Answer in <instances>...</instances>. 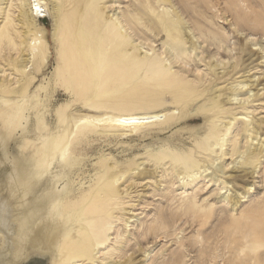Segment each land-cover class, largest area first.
<instances>
[{"label":"rangeland","instance_id":"obj_1","mask_svg":"<svg viewBox=\"0 0 264 264\" xmlns=\"http://www.w3.org/2000/svg\"><path fill=\"white\" fill-rule=\"evenodd\" d=\"M57 2L60 15L58 33L53 38L52 17L40 20L49 43V60L25 95L26 75L16 68L24 48L15 36L16 30H24L17 24V0H12L10 7V1L7 7L0 4V26L8 13L14 21L11 37L17 44H0V108L11 110L1 104L8 100L24 107L29 133L22 140L34 142L24 151L27 163L34 162L33 151L39 145L37 119L46 114V109L50 110L52 124H57L53 129L56 133L62 130L56 113L65 105L69 107L68 113L84 112L89 106L106 110L117 106L115 99L128 97L157 108L174 107L178 112L161 123L126 134L99 126L73 127L70 152L64 151V157L58 153L53 168L61 177L59 188L65 185L62 207L67 201L81 202L85 198L88 205H94V212L96 206L101 207L98 200L105 189L110 187L114 194L113 204H103L108 217L103 225V239L82 257V264H246L248 238L256 234L264 240V93L245 103L247 108L228 101L227 96L234 93L230 89L243 78L242 74L259 76L264 86V0ZM93 11L96 21L92 29L97 34L91 39L97 40L96 46L102 50L105 43L99 18L106 24H117L125 38L124 45L112 49V56L107 58L111 64L104 67L100 84L82 96L79 83L67 84L62 79L63 71L76 76L78 70L76 65L68 67L73 61L60 56V51L66 47L68 28L78 33L81 15L85 17ZM113 12L117 14L112 16ZM138 19L141 25L135 22ZM195 23L221 34L225 44H234L235 49L229 52L209 44L210 37L202 36ZM237 27L244 30L243 36L234 30ZM185 29L194 40L199 39L195 43H181L182 57L175 61L174 49L166 43L167 32L182 38ZM248 33L254 34L257 46L260 45V56L255 54L254 60L240 49L249 44ZM78 41L79 37L73 43L81 49ZM161 51V65L150 68V58ZM118 60L123 69L132 70L133 76L128 82L117 76L109 86L105 79ZM216 62L218 70L213 66ZM219 70L227 72L218 74ZM160 71L166 72L167 78ZM64 78L69 80L66 74ZM145 79L146 83H142ZM215 87L217 102L209 100ZM50 102L54 104L46 106ZM240 116L245 119H238ZM253 127L258 130L256 138L251 133ZM259 138L262 149L251 152ZM9 145L10 155L19 154L17 142ZM0 161L2 180L10 164L2 153ZM206 167L210 168L203 170ZM191 170L198 172L188 176L182 173ZM87 218L80 214L72 220L82 228L87 225ZM32 251L30 259L22 264H55L54 252ZM257 253L264 262V245Z\"/></svg>","mask_w":264,"mask_h":264},{"label":"bare ground","instance_id":"obj_2","mask_svg":"<svg viewBox=\"0 0 264 264\" xmlns=\"http://www.w3.org/2000/svg\"><path fill=\"white\" fill-rule=\"evenodd\" d=\"M9 1L10 7L12 0H0V4H5V7H7ZM57 1L17 0V24L22 25L24 30H16L15 36L19 38L20 44L24 48L16 62V68L26 75L27 86L24 88L23 95L26 94L28 86L46 67L49 60V43L45 36V28L41 25L40 20L48 15L52 17L51 37L53 38L58 33L60 15V7ZM0 10H2V7H0ZM114 13L116 12H113L112 16ZM67 17H70V15ZM129 17L133 21L132 16L129 15ZM90 18H95V20H90ZM95 21L96 13L94 11L88 13L85 17L81 15L80 20H78L81 30L76 33L75 30L68 28L70 31L65 34L66 47L60 51V56H68L69 60L73 61L69 62L68 67L73 68L72 65H76L78 70L76 76L68 71H63L62 74L64 76L65 74L68 75L69 80L64 76L62 79L67 84L79 83L82 96L86 95L96 84H100L101 74L105 70L104 67L111 64L107 58L112 56V49L121 48L124 45L125 32L120 31L117 24L109 25L99 18L98 22L102 25L105 43L102 50L96 46L95 42L97 40L91 39L94 34H97V31L92 29ZM135 22L138 25L142 24L139 19ZM257 22L260 23L261 21L257 20ZM13 23L14 21L9 18V14H5L4 22L0 26V44L6 41L10 46H17L15 39L11 37L10 26ZM126 24H129V22H126ZM195 25L202 36L210 37L209 44H217L218 49L229 52L235 49L234 44L233 47H228L225 44L221 34L214 33L204 24L195 23ZM234 30L240 36L244 35V30H240L238 27ZM183 35L181 38L176 33L167 32L168 40L166 43L174 49L172 57L175 61L182 57L180 52L181 43L182 45L195 43L199 39L196 37L194 40L193 35L188 33L186 29ZM246 36L249 37L247 38L249 44H243L240 49L244 55H248V58L252 57V60H254L257 58L254 56L255 54L260 56V45L257 46L254 34L248 33ZM77 37L80 39L78 43H80L81 49L73 43L74 39L77 40ZM168 41L173 42V45ZM199 47L202 48V46ZM163 54L164 51H161L150 58V68H159L158 66L161 65L159 56H163ZM172 54L170 53V55ZM199 60H202L201 56H199ZM134 63L138 64L139 61L134 60ZM115 65V68H110L108 77L105 79L109 86L117 80V76H121V80L127 82L133 76L132 70L122 68L120 60L116 61ZM213 66L218 70L217 62L213 63ZM117 69H123V71L118 72ZM224 72L227 71H217L218 74H224ZM160 73L163 74L162 77L167 78L166 72L160 71ZM242 77L231 89L229 88L234 93L229 94L227 99L230 102L234 100V103L239 104L238 106L247 108L245 103L248 104L250 100H253L252 98H257L263 94L264 92L261 91L264 90V86H262L263 83L260 82L259 76L252 78L250 74H242ZM142 83H146V79ZM217 92L218 90L215 87L210 93L209 100L217 102ZM180 97H184V94L180 93ZM114 101L118 103L117 106L106 110H97L96 107L89 106L87 111L68 113V105L63 106V110L56 113V117L61 119L62 123L60 133L53 131L57 124H52L49 116L50 110L46 109V114L41 119L40 117L37 119L36 135H38L39 145L34 148L33 163H27L24 159L25 149L34 146V142L29 144V140L24 143L22 140L29 133L27 129L29 120L28 117L24 116V107L9 100L1 102V104L10 106L11 110L7 111L0 108V153H2L5 161L10 164L9 171H7L8 169L5 170L7 173L0 180V264H22L30 259L32 250H39L42 253L54 252L55 264H69L71 261H81L77 264H82L84 261L82 257L85 258V255L93 251L95 245L101 242L104 232L103 225L108 220L106 211H103V204L105 202L108 205L113 204L111 201L114 195L113 190L109 187L103 192L101 191L103 196L98 200L101 207L96 206L94 212H91L94 205H88L85 198L81 202L80 200L71 203L67 201L63 208L65 185H62L61 189L59 188L58 182L61 177L53 169L57 154L62 153V157H64V151L70 152L69 140L73 127L99 126L103 129L118 130L122 134L133 133L147 125L161 123L165 118L177 112L174 107L170 106L157 108L153 105L139 104L135 98L124 97ZM8 102H10V105ZM53 104L50 102L46 106ZM37 106L34 107L35 110L38 108ZM238 119H245V117L240 116ZM230 120L225 122L227 126L230 125ZM45 132L46 135H44ZM251 133L256 138L258 136L257 128L253 127ZM12 141L17 142V148L19 149L17 155H10L9 153L8 146ZM260 142L261 139L259 138L251 152L262 149ZM1 163L2 161H0ZM209 168L206 167L203 170ZM193 172L195 171H183L182 173L188 176ZM249 188L250 186L247 189ZM220 189L223 190L224 186ZM226 191L227 188H225ZM244 196L245 194L241 197ZM237 201L234 200V203L236 204ZM78 202L80 203L77 206ZM80 206H82V209H80ZM80 214L88 217L86 219L87 225L82 228L74 221ZM73 217L74 220H72ZM117 236L120 237L121 233ZM247 242H249L247 247L249 253L246 264H264L257 256V251L259 247L264 245V240L259 235L253 234Z\"/></svg>","mask_w":264,"mask_h":264},{"label":"snow or ice","instance_id":"obj_3","mask_svg":"<svg viewBox=\"0 0 264 264\" xmlns=\"http://www.w3.org/2000/svg\"><path fill=\"white\" fill-rule=\"evenodd\" d=\"M38 11H39V9H38Z\"/></svg>","mask_w":264,"mask_h":264}]
</instances>
